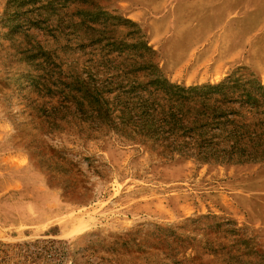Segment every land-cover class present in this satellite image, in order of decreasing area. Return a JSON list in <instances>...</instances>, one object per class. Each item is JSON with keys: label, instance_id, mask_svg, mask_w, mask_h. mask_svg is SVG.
I'll list each match as a JSON object with an SVG mask.
<instances>
[{"label": "rangeland", "instance_id": "obj_1", "mask_svg": "<svg viewBox=\"0 0 264 264\" xmlns=\"http://www.w3.org/2000/svg\"><path fill=\"white\" fill-rule=\"evenodd\" d=\"M139 6L0 0V264H264L263 158L119 136V81H146L136 68L150 63L167 78L131 18ZM235 73L257 78L237 66L167 79ZM241 114L249 129L264 122Z\"/></svg>", "mask_w": 264, "mask_h": 264}, {"label": "trees", "instance_id": "obj_2", "mask_svg": "<svg viewBox=\"0 0 264 264\" xmlns=\"http://www.w3.org/2000/svg\"><path fill=\"white\" fill-rule=\"evenodd\" d=\"M136 69L148 79L119 81V136L150 139L204 160L264 159V122L249 129L238 119L245 108L264 111V85L255 76L243 81L235 73L214 84L185 86L169 81L155 63Z\"/></svg>", "mask_w": 264, "mask_h": 264}, {"label": "crops", "instance_id": "obj_3", "mask_svg": "<svg viewBox=\"0 0 264 264\" xmlns=\"http://www.w3.org/2000/svg\"><path fill=\"white\" fill-rule=\"evenodd\" d=\"M143 26L169 80L248 67L264 85V0H137ZM199 69H202L200 72ZM182 75L180 74V77ZM183 77V76H182Z\"/></svg>", "mask_w": 264, "mask_h": 264}]
</instances>
